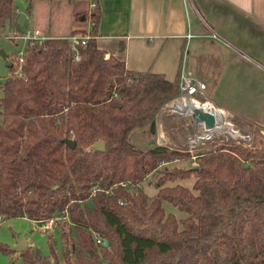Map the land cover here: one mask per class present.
<instances>
[{
	"label": "trees",
	"instance_id": "16d2710c",
	"mask_svg": "<svg viewBox=\"0 0 264 264\" xmlns=\"http://www.w3.org/2000/svg\"><path fill=\"white\" fill-rule=\"evenodd\" d=\"M96 1L74 14L92 21L71 31H89L79 59L71 58L67 35H46L25 46L18 65L9 63L2 82L0 215L54 217L64 240L60 254L26 245L23 264H264V147L220 141L190 151L191 118L174 111L161 116L166 142L129 141L179 93V77L105 56ZM18 14L14 0H0V27ZM98 139L102 150L91 147ZM192 157L193 164L167 166ZM155 171L149 196L142 182ZM191 175V185L166 183ZM163 200L186 214L166 211Z\"/></svg>",
	"mask_w": 264,
	"mask_h": 264
},
{
	"label": "crops",
	"instance_id": "0c3cea01",
	"mask_svg": "<svg viewBox=\"0 0 264 264\" xmlns=\"http://www.w3.org/2000/svg\"><path fill=\"white\" fill-rule=\"evenodd\" d=\"M96 2V42L105 56L115 55L129 69L162 73L168 79H180L181 71L194 76L230 115L264 130V0ZM229 114L225 116L232 121ZM150 125L148 121L142 130ZM151 132L157 143L167 141L161 122Z\"/></svg>",
	"mask_w": 264,
	"mask_h": 264
},
{
	"label": "rangeland",
	"instance_id": "374dc122",
	"mask_svg": "<svg viewBox=\"0 0 264 264\" xmlns=\"http://www.w3.org/2000/svg\"><path fill=\"white\" fill-rule=\"evenodd\" d=\"M27 3V0H14V6L15 8H18V12H25ZM87 4L88 0H30V8L26 12V18L20 30L15 29L16 23L13 20L7 19L5 21L4 25L0 27V49H2L6 54V57H3L0 54V96L2 95V82L5 76L11 72L9 63L15 62L13 59L14 56L20 51H23L26 46L25 40L21 37V31L27 28H38L44 34L45 32H48L53 33L54 35H66L69 32V28L75 24H86L89 28L92 25V21L89 18L86 23L74 18L76 11L84 10L87 7ZM92 7L93 6L91 5L90 9ZM176 102L177 98L171 103H166L162 109L160 107V111H162V113H159L157 117L159 119H156V124L157 121L158 123H162L161 116L163 117V114L167 112V110L163 109L175 108L178 105L175 104ZM179 109L185 110L183 108ZM204 111L208 112L206 109H204ZM179 114L190 116L191 121L193 120L192 111L191 113L179 112ZM228 116L230 117V115ZM230 118H232L231 122L234 123L232 127L230 125V127H227V130H221V133L215 134L212 138L208 139L209 141L206 140L203 143H198L197 145L191 147V150L193 152L203 150L205 148L212 147L214 144H217L220 141H242L244 143L250 142V144H258L257 146L264 147V141H261L263 140L264 134L261 132V130H255V128H252V126L247 121L243 120V122L236 116L231 115ZM192 123L193 121L191 122L192 133L190 135H192L194 132ZM152 139L155 140L154 133L148 129L143 131L141 127L132 129L128 134V140L138 147H144ZM194 162L195 158L193 157L190 159H175L167 163V166L170 167L171 165L175 164L190 165ZM156 172L157 171H155V173H149L142 182V187L149 194V196H151L157 189L154 182L155 178L157 177ZM193 179V175L185 178L177 177L173 180H167L166 183H174L178 181L187 185H191ZM162 204L166 211L173 212L178 218L186 214L183 210H180L177 206L173 205L167 200H163ZM57 220H55L54 224L51 226V229L43 230L39 226L40 224L38 222H35L26 216L3 217L0 220V240L9 246L15 242L16 236H25L28 241V245L38 246L42 252H49L50 247L52 246L55 251L60 254L64 240L60 228L61 220ZM23 262V255L20 254L19 251L4 250L0 252V264H23Z\"/></svg>",
	"mask_w": 264,
	"mask_h": 264
},
{
	"label": "built area",
	"instance_id": "2783aa9c",
	"mask_svg": "<svg viewBox=\"0 0 264 264\" xmlns=\"http://www.w3.org/2000/svg\"><path fill=\"white\" fill-rule=\"evenodd\" d=\"M15 11L18 12V8H15ZM89 29V28H88ZM21 37L25 40L26 45L28 44H32L35 41L38 40H43L45 39L47 36L46 34L42 33L38 28H27L25 30L21 31ZM187 37L190 36L189 33L186 34ZM89 31L87 30L85 32V34H79V33H70L67 35V39H68V50L69 53L71 55V58L73 60H77L80 58V52H79V48L80 46H83L86 42V40L89 38ZM23 51H20L18 54H16L14 56V60L15 62H13L15 65H18L21 61H22V57H23ZM184 95H193L194 97H196L197 99H199L200 101H205L206 105H207V110L212 111L215 108H218V111H220L223 116H225L226 114H229L227 112L226 109H224L223 107H220L207 93L206 91V86L205 83L203 81H201L198 78H195L194 76L185 74L183 71H181L180 73V79H179V93L173 97H171L170 99H168L167 101H165L163 103V105L165 103H171L175 100V98L180 97V96H184ZM201 97V98H200ZM162 105V106H163ZM161 106V107H162ZM163 110H169V111H177L178 113H191L190 110L185 109V110H181L179 108H164ZM230 115V114H229ZM231 117V115H230ZM193 128H194V132L192 135H190L186 141H185V145L187 147V149L191 150V147L197 145L198 143H203L204 141L208 140L209 138H212L215 134L221 133V130H227V127H220L218 125H215L216 120L213 117V121L209 124L206 125L204 120L202 119H197L193 116ZM219 123H222L219 121ZM233 122H231V127L233 126ZM246 139L248 140V138L246 137ZM250 143V142H248ZM194 157V156H193ZM2 219V215H0V220ZM35 222H38L40 225V227L43 230H48L51 229V226L54 224L55 219L54 217L48 218L47 220H34ZM95 241L96 242H103V238L96 234L95 235Z\"/></svg>",
	"mask_w": 264,
	"mask_h": 264
},
{
	"label": "water",
	"instance_id": "95a60500",
	"mask_svg": "<svg viewBox=\"0 0 264 264\" xmlns=\"http://www.w3.org/2000/svg\"><path fill=\"white\" fill-rule=\"evenodd\" d=\"M25 18H26L25 12H22V11L19 12L18 17H17V21H16V26H15L16 30H20L21 29V26L23 25V22H24ZM0 54L3 57H6V54L4 53V51L2 49H0ZM159 113H160V109L157 111V113L155 115V119L151 121V125H150V130L151 131L155 130L156 119H157ZM192 116H194L197 119L204 120L206 125H209L213 121L212 114H210V113H208V112H206V111H204L202 109H196V110L192 111ZM261 132L264 134V130H261ZM64 140L70 146H74L75 145V140L73 138L66 137ZM154 142H155V140L152 139V140H150V142L148 144H152ZM91 147L94 148V149H98V150L104 149V141H103V139H98V140L94 141L91 144ZM103 244H106V238H103ZM26 245H28V241H27L25 236H22V237L16 236L15 237V242L12 245H9L8 247H9L10 250L20 251Z\"/></svg>",
	"mask_w": 264,
	"mask_h": 264
},
{
	"label": "bare ground",
	"instance_id": "6f19581e",
	"mask_svg": "<svg viewBox=\"0 0 264 264\" xmlns=\"http://www.w3.org/2000/svg\"><path fill=\"white\" fill-rule=\"evenodd\" d=\"M175 104H178L175 108H183V109H188L190 111H194L196 109H202V110L206 109L207 110V105L205 101H200L193 95H184V96L177 97V102ZM208 113L210 114L215 113L213 115L214 119L216 120L215 125H218L220 127H225V126L230 127L231 121L228 118L225 119L224 116L221 115L222 113L218 114L219 113L218 108H215L214 110L209 111ZM219 121L222 123H219Z\"/></svg>",
	"mask_w": 264,
	"mask_h": 264
}]
</instances>
